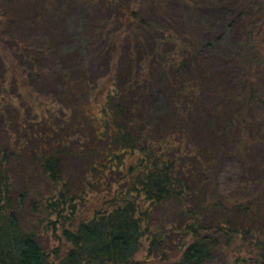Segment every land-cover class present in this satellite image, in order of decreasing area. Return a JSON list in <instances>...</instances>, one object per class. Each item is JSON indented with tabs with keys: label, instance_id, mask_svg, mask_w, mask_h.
<instances>
[{
	"label": "trees",
	"instance_id": "16d2710c",
	"mask_svg": "<svg viewBox=\"0 0 264 264\" xmlns=\"http://www.w3.org/2000/svg\"><path fill=\"white\" fill-rule=\"evenodd\" d=\"M61 1L0 0V264H264L257 55L215 67L174 0H99L98 100L49 67Z\"/></svg>",
	"mask_w": 264,
	"mask_h": 264
},
{
	"label": "rangeland",
	"instance_id": "374dc122",
	"mask_svg": "<svg viewBox=\"0 0 264 264\" xmlns=\"http://www.w3.org/2000/svg\"><path fill=\"white\" fill-rule=\"evenodd\" d=\"M92 1L94 3H90L84 11L76 8L72 0L60 2L59 9L67 14L65 22L61 24L62 32L55 31L62 37V42L49 62V67L60 75L75 73L80 77L81 73L85 72L89 79L93 80V95L99 100L100 83L107 79L108 74L105 69L107 53L99 54V41L95 44L97 35L93 34L92 26L102 20L104 15L99 8V0ZM259 2V0L256 2L174 0L169 12L172 10V13L177 15L188 33L194 34V30L197 29L199 34L195 38L199 49L207 59L214 62L215 67L223 66L225 63L224 60L217 62L218 57L228 59L229 54L237 53L238 56L243 50L242 56L256 54L264 71V17L259 16L258 12H261L262 8ZM55 27L53 26L54 29ZM126 46L125 44L124 47ZM118 49L116 57H123L122 63H126L123 46L118 45ZM98 109L99 106H92L90 112L94 116L98 115ZM224 161L225 164L230 163L228 159ZM255 168L257 169L254 170L261 172L260 164H256ZM233 254L237 255V252Z\"/></svg>",
	"mask_w": 264,
	"mask_h": 264
}]
</instances>
